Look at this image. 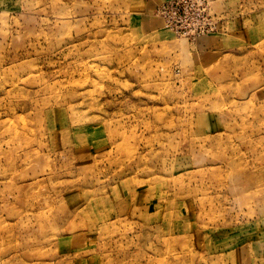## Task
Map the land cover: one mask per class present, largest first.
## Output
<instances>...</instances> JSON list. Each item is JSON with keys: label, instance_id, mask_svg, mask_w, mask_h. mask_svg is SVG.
Returning <instances> with one entry per match:
<instances>
[{"label": "rangeland", "instance_id": "obj_1", "mask_svg": "<svg viewBox=\"0 0 264 264\" xmlns=\"http://www.w3.org/2000/svg\"><path fill=\"white\" fill-rule=\"evenodd\" d=\"M205 1L0 0V264H264V0Z\"/></svg>", "mask_w": 264, "mask_h": 264}, {"label": "built area", "instance_id": "obj_2", "mask_svg": "<svg viewBox=\"0 0 264 264\" xmlns=\"http://www.w3.org/2000/svg\"><path fill=\"white\" fill-rule=\"evenodd\" d=\"M206 5L205 0H174L162 4L156 14L177 33L197 38L204 36L202 20Z\"/></svg>", "mask_w": 264, "mask_h": 264}, {"label": "crops", "instance_id": "obj_3", "mask_svg": "<svg viewBox=\"0 0 264 264\" xmlns=\"http://www.w3.org/2000/svg\"><path fill=\"white\" fill-rule=\"evenodd\" d=\"M167 1H172V0H167ZM155 10L153 11V14H154Z\"/></svg>", "mask_w": 264, "mask_h": 264}]
</instances>
